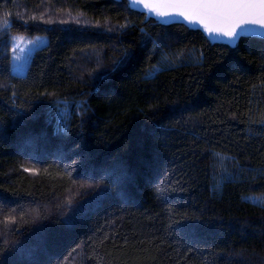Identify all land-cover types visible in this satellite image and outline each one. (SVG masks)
<instances>
[{
	"label": "trees",
	"instance_id": "obj_1",
	"mask_svg": "<svg viewBox=\"0 0 264 264\" xmlns=\"http://www.w3.org/2000/svg\"><path fill=\"white\" fill-rule=\"evenodd\" d=\"M0 20V264H264L263 36L130 0H0Z\"/></svg>",
	"mask_w": 264,
	"mask_h": 264
},
{
	"label": "snow or ice",
	"instance_id": "obj_2",
	"mask_svg": "<svg viewBox=\"0 0 264 264\" xmlns=\"http://www.w3.org/2000/svg\"><path fill=\"white\" fill-rule=\"evenodd\" d=\"M139 4L157 17L179 16L189 24L201 25L210 36L215 33L230 40H235L246 25L264 29V0H130V6L133 8ZM0 24L5 29L10 27L6 20H0ZM183 55V52L176 54V59ZM261 123L264 124V113H261ZM214 155L220 156L219 153ZM220 159L223 166L226 157ZM164 188V182L161 181L158 190Z\"/></svg>",
	"mask_w": 264,
	"mask_h": 264
},
{
	"label": "rangeland",
	"instance_id": "obj_3",
	"mask_svg": "<svg viewBox=\"0 0 264 264\" xmlns=\"http://www.w3.org/2000/svg\"><path fill=\"white\" fill-rule=\"evenodd\" d=\"M135 8H138V6ZM153 15L155 14L153 13ZM45 41L46 39L43 36H35L34 38H13L11 49V65L13 72L22 74L32 52L41 47ZM14 48L16 49L15 52L13 51ZM16 57H19V59H16Z\"/></svg>",
	"mask_w": 264,
	"mask_h": 264
},
{
	"label": "water",
	"instance_id": "obj_4",
	"mask_svg": "<svg viewBox=\"0 0 264 264\" xmlns=\"http://www.w3.org/2000/svg\"><path fill=\"white\" fill-rule=\"evenodd\" d=\"M138 8L143 10V11H146L148 16L153 14V13H149L146 9H144L142 4H139ZM159 19L166 22V23H173V22L188 23L186 20H184L182 17H179V16L159 17ZM190 25L203 28L199 24H190ZM251 35H257V36H263L264 37V29H262L258 26H255V25H246V26H244V29L242 31H240L239 36L235 40H230L228 37H225L222 35H217L215 33L212 34L211 36L208 34V36L213 41H225V42H229V43L235 42L241 36H251Z\"/></svg>",
	"mask_w": 264,
	"mask_h": 264
}]
</instances>
